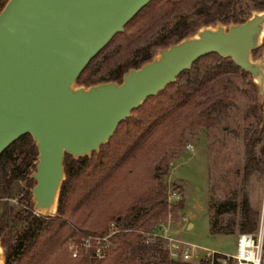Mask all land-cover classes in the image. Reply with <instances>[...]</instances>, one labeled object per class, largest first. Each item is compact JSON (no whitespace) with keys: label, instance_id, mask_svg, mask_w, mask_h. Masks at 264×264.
<instances>
[{"label":"trees","instance_id":"16d2710c","mask_svg":"<svg viewBox=\"0 0 264 264\" xmlns=\"http://www.w3.org/2000/svg\"><path fill=\"white\" fill-rule=\"evenodd\" d=\"M4 1L0 0V6ZM250 2L252 6L240 15L233 10L235 0H150L91 57L76 82L120 81L128 67L150 59L156 47L178 40L198 25L240 21L250 9L264 7V0ZM238 74L249 75L228 57L203 54L121 119L97 151L75 158L64 153L56 216L31 211L34 180L28 174L34 170L36 147L30 135L23 133L9 143L0 153V190L12 197L13 184L22 178L27 187L20 197L22 204L5 201L0 211L3 263L89 264L85 255L69 256L67 238L85 233L104 235L112 221L125 229L111 235L116 245L100 264H185L169 257L161 237L140 231L176 218L182 201L166 202L159 183L162 171L183 143L185 131L210 126L226 114L233 97L225 89L231 85L230 77ZM218 84L223 89L212 93ZM251 88H255L252 83ZM255 121L243 134V182L254 171H263L264 158L260 149L256 150L264 138L260 110H256ZM227 205L234 208L235 202L218 201V210L225 211ZM239 206V231H254L258 212L249 205L245 191Z\"/></svg>","mask_w":264,"mask_h":264},{"label":"water","instance_id":"95a60500","mask_svg":"<svg viewBox=\"0 0 264 264\" xmlns=\"http://www.w3.org/2000/svg\"><path fill=\"white\" fill-rule=\"evenodd\" d=\"M150 0H5L0 6V153L23 133L35 144L31 211L56 216L63 155L97 151L117 124L203 54L228 57L256 87L264 115V7L202 23L120 81L77 83L87 62ZM262 123V120H261ZM0 240V264H4Z\"/></svg>","mask_w":264,"mask_h":264},{"label":"rangeland","instance_id":"374dc122","mask_svg":"<svg viewBox=\"0 0 264 264\" xmlns=\"http://www.w3.org/2000/svg\"><path fill=\"white\" fill-rule=\"evenodd\" d=\"M234 4L233 10L240 15L252 6L250 0H235ZM261 49L264 51V44L254 55ZM230 80L231 85L225 92L233 97V104L226 114L219 116L210 126L185 131L183 143L169 159L160 177L166 202L172 204L180 199L182 204L176 218H167L162 225L152 228L155 233L164 232L167 236L163 239L167 251L170 242L178 241L187 246L188 258H176L185 264H234L230 253L234 250V237L240 232L239 202L243 191L247 194L249 205L258 212L257 222L261 226L260 264H264V163L262 172L254 171L245 182L242 181L245 158L243 134L246 128L255 125L256 110H260V106L256 99V87L251 88L250 75L238 74ZM212 89L213 93L223 88L218 84ZM257 149L264 158V138L257 143ZM26 187L22 178L13 184L12 197L0 190V211L5 201L22 204L24 201L20 197ZM224 199L233 200L235 207L227 205L225 211L218 210V201ZM168 255L170 257L169 252Z\"/></svg>","mask_w":264,"mask_h":264},{"label":"built area","instance_id":"2783aa9c","mask_svg":"<svg viewBox=\"0 0 264 264\" xmlns=\"http://www.w3.org/2000/svg\"><path fill=\"white\" fill-rule=\"evenodd\" d=\"M159 225H162V222H158L153 227L157 228ZM124 229L114 225L110 221L108 223L107 233L104 235L85 233L77 237H68L66 240L67 252L70 257L85 255L90 260L89 264H100L108 256L110 250L115 247L111 235ZM140 232L151 234L153 237L159 236L162 239L167 237L164 232L155 233L153 228L149 232L145 230H141ZM234 240V250L230 253L234 264H260V223L257 225L255 231L237 232ZM168 252L170 257L175 260L176 258H188L189 256L187 246L180 244L178 241L169 243Z\"/></svg>","mask_w":264,"mask_h":264}]
</instances>
